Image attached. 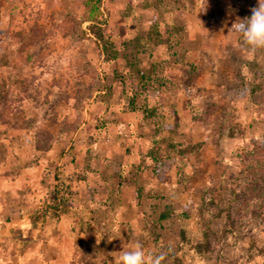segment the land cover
Listing matches in <instances>:
<instances>
[{"label":"rangeland","instance_id":"obj_1","mask_svg":"<svg viewBox=\"0 0 264 264\" xmlns=\"http://www.w3.org/2000/svg\"><path fill=\"white\" fill-rule=\"evenodd\" d=\"M257 3L0 0V167L63 155L47 166L60 175L42 215L100 188L85 169L119 175L115 192L129 199L132 187L140 208L111 227V211L86 207L98 237L63 238L75 263L113 264L139 243L162 264H264L259 201L234 191L251 178L242 149L264 143V50L229 33Z\"/></svg>","mask_w":264,"mask_h":264},{"label":"crops","instance_id":"obj_2","mask_svg":"<svg viewBox=\"0 0 264 264\" xmlns=\"http://www.w3.org/2000/svg\"><path fill=\"white\" fill-rule=\"evenodd\" d=\"M45 153L47 157L38 164L33 163L17 169L0 167V264H82L75 263V257L72 256L74 252H65L62 242L63 238H66L71 243V247L77 248L79 240L85 234L86 242H92L98 237L96 231L94 234H87L88 214L94 215L86 207L93 211L96 207L107 213L111 211L113 218L111 227H113L112 222H119V226L115 225V227H122V225L125 227L128 223L134 224L140 219L138 215L141 212L137 207V201H134L136 197L133 198L132 187H129L132 194L129 199L123 197V193H116L115 189L121 187L118 186L119 175L115 176L109 168H104V172L85 169L83 181L91 180L97 175L95 179L103 185H100L101 189H99L105 195L97 197L99 189L97 191L88 189V198L70 200V207L73 206L76 210L79 207L77 212L80 211L81 214L76 213L75 209H68L60 216L42 215L41 201L54 188L55 180L60 175H54L55 170L53 171L51 167L48 169L47 166L53 164L61 166L63 162H66L63 155H56L55 159L53 157L50 159L51 153L48 151ZM80 171L79 168L76 170V172ZM76 172L74 170L69 173L71 174L69 183L73 188L76 187V183L83 182L73 178L74 175L77 176ZM124 173L121 172L120 176L121 174L124 176ZM121 189L125 190L123 187ZM2 227L3 230H1ZM6 237L8 238L5 240Z\"/></svg>","mask_w":264,"mask_h":264},{"label":"clouds","instance_id":"obj_3","mask_svg":"<svg viewBox=\"0 0 264 264\" xmlns=\"http://www.w3.org/2000/svg\"><path fill=\"white\" fill-rule=\"evenodd\" d=\"M251 15L237 17L232 23L229 33L240 36V45L246 51L255 53L264 50V0H258L257 6L250 9ZM113 264H162L165 257L161 255H145L142 245L137 243L129 250L111 253Z\"/></svg>","mask_w":264,"mask_h":264},{"label":"trees","instance_id":"obj_4","mask_svg":"<svg viewBox=\"0 0 264 264\" xmlns=\"http://www.w3.org/2000/svg\"><path fill=\"white\" fill-rule=\"evenodd\" d=\"M249 147L253 148L249 150ZM242 152L244 153V155H247L249 159V161L247 160L248 162L245 166V172H247V174H251V178L247 181H239L234 189L235 194L239 198V200H241L243 197L245 198V200L256 199V201H259V203H257L259 204L258 208L261 211V216L264 217V143L263 145H261V143L258 141H252L248 144V149L243 148ZM55 199H59L58 194L54 196V201H56ZM63 202H66L65 199ZM171 216L172 212L167 211L162 213L160 215V218L168 219Z\"/></svg>","mask_w":264,"mask_h":264}]
</instances>
